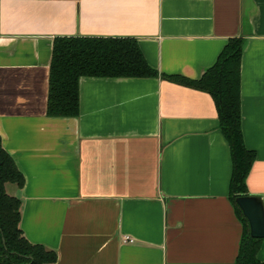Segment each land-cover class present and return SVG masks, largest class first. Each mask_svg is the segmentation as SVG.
<instances>
[{"label": "crops", "instance_id": "1", "mask_svg": "<svg viewBox=\"0 0 264 264\" xmlns=\"http://www.w3.org/2000/svg\"><path fill=\"white\" fill-rule=\"evenodd\" d=\"M238 37L247 188L264 203V0H0V137L25 177L7 186L25 238L53 264H237L244 229L209 93L82 77L78 117L47 104L57 38L133 39L159 74L199 80Z\"/></svg>", "mask_w": 264, "mask_h": 264}, {"label": "trees", "instance_id": "2", "mask_svg": "<svg viewBox=\"0 0 264 264\" xmlns=\"http://www.w3.org/2000/svg\"><path fill=\"white\" fill-rule=\"evenodd\" d=\"M243 37L231 38L215 65L199 80L159 74L151 68L136 40L111 38H57L54 41L49 74L47 116L74 118L80 114L79 80L91 78H157L209 93L217 106L220 130L227 140L232 160L230 198L243 223V238L237 264H264L258 255L264 239L251 237L250 226L237 198L249 196L247 178L256 153L244 142L241 117V60ZM19 189L25 177L4 149L0 137V264H53L57 254L30 243L20 229L22 201L7 192Z\"/></svg>", "mask_w": 264, "mask_h": 264}, {"label": "water", "instance_id": "3", "mask_svg": "<svg viewBox=\"0 0 264 264\" xmlns=\"http://www.w3.org/2000/svg\"><path fill=\"white\" fill-rule=\"evenodd\" d=\"M237 204L243 211L250 226L252 238L264 239V203L260 196H242L237 198Z\"/></svg>", "mask_w": 264, "mask_h": 264}, {"label": "rangeland", "instance_id": "4", "mask_svg": "<svg viewBox=\"0 0 264 264\" xmlns=\"http://www.w3.org/2000/svg\"><path fill=\"white\" fill-rule=\"evenodd\" d=\"M8 186H12L11 184L10 185H8ZM10 191V187H8V192Z\"/></svg>", "mask_w": 264, "mask_h": 264}, {"label": "built area", "instance_id": "5", "mask_svg": "<svg viewBox=\"0 0 264 264\" xmlns=\"http://www.w3.org/2000/svg\"><path fill=\"white\" fill-rule=\"evenodd\" d=\"M126 241H131L130 238H126Z\"/></svg>", "mask_w": 264, "mask_h": 264}]
</instances>
